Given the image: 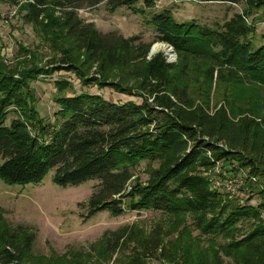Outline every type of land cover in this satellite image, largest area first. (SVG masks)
<instances>
[{
  "label": "trees",
  "instance_id": "1",
  "mask_svg": "<svg viewBox=\"0 0 264 264\" xmlns=\"http://www.w3.org/2000/svg\"><path fill=\"white\" fill-rule=\"evenodd\" d=\"M101 1L24 3L23 19L39 42L19 43L15 66L0 57V176L7 183H31L55 170L59 185L98 181L89 214L157 210L189 221L176 236L140 234L136 227L105 234L93 244L96 264L125 251L116 264H149L151 258L165 264H264V37L257 39L256 26L264 21V0H206L244 6L213 27L178 21L170 9L155 12L149 22L157 40L173 47L176 62L163 52L148 58L150 44L138 35L104 33L80 18L76 2ZM138 1L107 4L112 11L127 6L146 13L157 2L143 0L137 8ZM93 68L96 75L88 76ZM63 70L88 86L126 92L131 84L142 101L69 94L71 82L60 78L54 81L53 118L43 116L33 83ZM221 161L237 175L245 173L242 189L258 204L214 187L208 172ZM143 162L145 182L134 173ZM33 241V234L0 219V264H31Z\"/></svg>",
  "mask_w": 264,
  "mask_h": 264
},
{
  "label": "rangeland",
  "instance_id": "2",
  "mask_svg": "<svg viewBox=\"0 0 264 264\" xmlns=\"http://www.w3.org/2000/svg\"><path fill=\"white\" fill-rule=\"evenodd\" d=\"M55 1L50 0L52 7ZM25 2L27 0H0V57H3L9 66L16 64L19 43L30 47L39 42L32 25L23 19L26 14V10L23 9ZM83 3H75L79 6L76 10L82 20L94 23L104 33L115 31L124 37L138 35L143 42L150 44L148 58L163 52L170 62L178 60L177 53L168 43L157 40L154 25L151 21L149 22L155 12L170 9L178 21L195 20L200 24L213 27L230 19L236 12H241L244 7L242 4L206 0H157L155 7L145 13L134 11L136 10L134 7L132 10L127 6H121L112 11L107 0L95 5ZM136 6L143 7V0H139ZM256 26L257 39L262 40L264 21L258 22ZM42 63L44 64V61ZM88 72H90L88 76L96 75L95 68ZM60 78L71 82V87L67 89L69 94L90 91L100 93L116 102L142 101V98L138 96L141 90L131 84L127 83L130 89L126 92L118 91L110 86L103 88L95 84L88 86L83 84L82 79L75 73L63 70L50 77H42L40 79L43 80L33 83L39 98L38 108L43 116L47 114L52 117L56 107L53 100V94L56 91L54 81ZM127 84L123 85L124 88ZM2 162L0 158V165ZM219 163L218 169L214 168L208 172L214 176V180L230 183L229 185L234 189L231 193L232 197L239 198L240 201L249 200L253 205L258 204L259 199L256 196L253 197L251 193L244 192L245 190L242 189L240 175L245 176V173L239 172L240 174L237 175L231 170L232 166L228 162ZM145 168L146 163L143 162L134 171L135 176L141 178L142 182L148 179ZM54 176L55 170H51L43 180L31 183H7L0 176V219L10 228L33 234L31 264H68L70 261H87L85 264H96L99 258L93 244L102 240L105 234L110 235L123 227H133V229L136 227L140 234H151L153 230H160L162 234H175L174 236L187 230L189 223L187 218L182 222L157 210H127L119 215L102 210L89 214L88 202L98 181L91 179L79 185L64 186L56 183ZM193 234H199V232ZM125 252L114 254L112 261H104V264H116L117 261L114 262V259L117 255L125 257ZM119 259L120 262L123 260ZM226 262L228 264L229 259H226ZM149 264L165 263L151 258Z\"/></svg>",
  "mask_w": 264,
  "mask_h": 264
},
{
  "label": "built area",
  "instance_id": "3",
  "mask_svg": "<svg viewBox=\"0 0 264 264\" xmlns=\"http://www.w3.org/2000/svg\"><path fill=\"white\" fill-rule=\"evenodd\" d=\"M218 164H220V163L219 162L217 163L215 170L218 169ZM211 177H212V183H213L214 187H216V188L224 187V188L234 192V189L229 185L230 183H225V182L220 181V180H214V176H212V175H211Z\"/></svg>",
  "mask_w": 264,
  "mask_h": 264
}]
</instances>
